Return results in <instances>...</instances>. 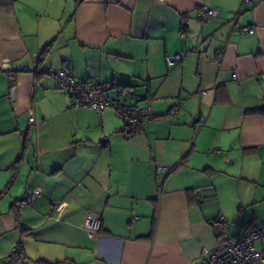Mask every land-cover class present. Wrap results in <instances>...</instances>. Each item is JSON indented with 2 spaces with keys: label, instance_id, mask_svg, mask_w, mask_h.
<instances>
[{
  "label": "crops",
  "instance_id": "crops-1",
  "mask_svg": "<svg viewBox=\"0 0 264 264\" xmlns=\"http://www.w3.org/2000/svg\"><path fill=\"white\" fill-rule=\"evenodd\" d=\"M75 1L0 0V264H205L264 219V0ZM59 68L155 116L72 107Z\"/></svg>",
  "mask_w": 264,
  "mask_h": 264
},
{
  "label": "built area",
  "instance_id": "built-area-1",
  "mask_svg": "<svg viewBox=\"0 0 264 264\" xmlns=\"http://www.w3.org/2000/svg\"><path fill=\"white\" fill-rule=\"evenodd\" d=\"M255 0H242L245 4H251ZM216 9L203 6L199 12V19L202 22L210 20L216 16ZM245 30L253 32L254 29L246 26ZM182 59V54H174L165 56V62L169 66L176 65ZM51 74L58 88L65 92L70 101V105L75 108L88 107L101 114L105 107H112L116 114L129 127L140 128L146 121L153 116L152 108L148 105L138 106L132 105L121 100L119 96H106L104 88L98 81H81L74 74L63 68L52 69L46 71ZM182 99H178L173 106L172 112H177L181 107ZM29 121H33V117H29ZM103 139H106L103 136ZM167 167L157 164L156 171H167ZM199 188L192 189V193L198 199ZM39 195L38 189L32 191L23 198L15 202L17 208H21L25 204H30ZM60 205L56 206L59 210ZM49 217V215H48ZM98 223L90 217L86 223L89 229L97 228ZM220 246L215 249L203 247L201 255L205 264H262L264 263V220L259 222H250L239 229H233L231 224L221 218V230L219 233ZM19 246L12 248L10 260H18Z\"/></svg>",
  "mask_w": 264,
  "mask_h": 264
},
{
  "label": "trees",
  "instance_id": "trees-1",
  "mask_svg": "<svg viewBox=\"0 0 264 264\" xmlns=\"http://www.w3.org/2000/svg\"><path fill=\"white\" fill-rule=\"evenodd\" d=\"M80 1L81 0H76L75 1V8H74V10L77 8V6L79 5V3H80ZM53 42H54V40H51V42L49 43V44H47L46 46H45V49H44V51L45 50H47V48H49L50 46H52V44H53ZM122 100V99H121ZM125 102V101H124ZM245 114L246 115H260V116H264V106H262V107H258V108H251V109H246L245 110ZM155 116V114L153 113V116L151 117V118H153ZM150 118V119H151ZM149 119V120H150ZM147 122V121H146ZM145 124V123H144ZM143 124V125H144ZM142 127V126H141ZM198 199H199V196H198ZM221 220V219H220ZM262 220H264V219H262ZM261 221V220H260ZM255 222H259V221H255ZM243 226V225H242Z\"/></svg>",
  "mask_w": 264,
  "mask_h": 264
},
{
  "label": "rangeland",
  "instance_id": "rangeland-1",
  "mask_svg": "<svg viewBox=\"0 0 264 264\" xmlns=\"http://www.w3.org/2000/svg\"><path fill=\"white\" fill-rule=\"evenodd\" d=\"M71 16H72V11L66 14L64 18H62V20L60 21L61 29L51 40H54V38H56L59 34L65 36L68 33L71 27L70 26ZM51 40L47 44H49Z\"/></svg>",
  "mask_w": 264,
  "mask_h": 264
}]
</instances>
